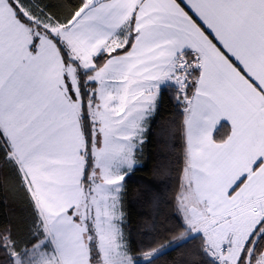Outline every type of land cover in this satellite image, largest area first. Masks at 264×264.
Masks as SVG:
<instances>
[{"label": "snow or ice", "instance_id": "obj_1", "mask_svg": "<svg viewBox=\"0 0 264 264\" xmlns=\"http://www.w3.org/2000/svg\"><path fill=\"white\" fill-rule=\"evenodd\" d=\"M0 209V264H264V0H0Z\"/></svg>", "mask_w": 264, "mask_h": 264}, {"label": "trees", "instance_id": "obj_2", "mask_svg": "<svg viewBox=\"0 0 264 264\" xmlns=\"http://www.w3.org/2000/svg\"><path fill=\"white\" fill-rule=\"evenodd\" d=\"M170 110L164 111L161 114V120L168 123V117L175 115V108L168 105ZM160 126L153 128L154 133H160ZM179 154V145L176 147V155L169 152L165 139L153 135L152 143L146 145L143 152L142 166L139 167L135 174L127 182V196L122 201L123 212L126 219V234L130 231L136 238L137 243L141 240V233L144 230V222L149 220V214L156 215L150 199L152 193L159 186L166 193V198L171 200L178 191L177 173L172 171L169 175L163 174L162 169L171 162V166L178 167L176 163ZM139 158V156H138ZM163 211L160 214V220L166 218L171 211V206L168 204L162 205ZM6 211V209H0ZM167 258H163L166 260ZM163 260L161 264H163Z\"/></svg>", "mask_w": 264, "mask_h": 264}]
</instances>
